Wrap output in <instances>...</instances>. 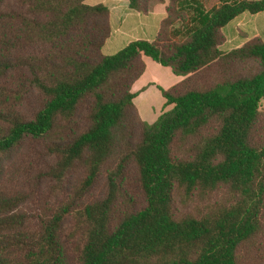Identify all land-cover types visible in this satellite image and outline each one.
I'll use <instances>...</instances> for the list:
<instances>
[{"label": "trees", "instance_id": "1", "mask_svg": "<svg viewBox=\"0 0 264 264\" xmlns=\"http://www.w3.org/2000/svg\"><path fill=\"white\" fill-rule=\"evenodd\" d=\"M85 1L0 0V179L41 140L62 196L27 217L0 189V264H264V41L224 35L264 0H167L152 40L111 55L110 11ZM143 57L184 78L151 124L131 91Z\"/></svg>", "mask_w": 264, "mask_h": 264}, {"label": "crops", "instance_id": "2", "mask_svg": "<svg viewBox=\"0 0 264 264\" xmlns=\"http://www.w3.org/2000/svg\"><path fill=\"white\" fill-rule=\"evenodd\" d=\"M98 4L105 5L110 11V24L112 31L110 37L103 46V53L111 55L122 49L130 41L138 39L152 40L159 29L161 21L166 16L165 8L167 0H164L163 3L153 4L151 9L145 14L130 10L128 7V0H96L93 5ZM263 15L264 12L254 16H243L230 23L226 27L224 33L226 40L229 41L227 45L240 40V37L245 40L251 37H259L264 41L262 37L257 36V33H255L256 29H254L253 32L252 27V23H255L254 18L260 24V20L258 21L257 19H260ZM243 22L247 23L248 30H250L252 35L242 34L241 32H238L240 30H236ZM143 62L145 64V70L133 83L131 91L135 94V98L139 92L155 91L160 95V98L157 100V104L159 105L157 112H155L153 108H150V111H148L146 109L148 107L147 103L146 105L141 106L140 110L133 101L140 118L146 123L151 124L162 112L170 107H165V100L162 97L161 92L157 90L156 86H160L163 90H169L184 78L182 76H175L170 68L163 67L152 61L150 58L143 57ZM143 110H146L147 112L142 113Z\"/></svg>", "mask_w": 264, "mask_h": 264}, {"label": "rangeland", "instance_id": "3", "mask_svg": "<svg viewBox=\"0 0 264 264\" xmlns=\"http://www.w3.org/2000/svg\"><path fill=\"white\" fill-rule=\"evenodd\" d=\"M8 1L11 5H15L16 0ZM85 2L89 5H93L96 0H86ZM215 3V0H210L207 4V8L214 5ZM257 20H260V24L254 18L255 23H252L253 32L254 29H256L255 33H257V36H260L264 39V15ZM236 30H240L238 32H241L242 34L252 35L250 30H248L247 23L245 22H243ZM227 43H229L228 40L225 41V44ZM156 88L159 90L161 87L156 86ZM158 98H160V95H158L155 91L142 93L139 92L134 100V103L139 107L140 110L141 106L146 105L147 103L148 107L146 109L148 111H150V108H153V110L157 112L159 109V105L157 104ZM259 110L261 116L264 119V98L260 102ZM146 112V110L142 111V113ZM52 162V155L48 153L45 143H43L41 140H25L20 144V146H18V148L9 154L3 169L4 172L0 179V189L6 191L8 195H16L17 193H21L23 201L18 205L17 208L14 209V212H22L27 217H34L40 212V210L45 211L46 209L51 208V206L56 204V202L62 198L60 193L53 190L51 187L52 183L39 177L40 173L42 174L46 170L47 166H49ZM22 171H28L29 175L23 178ZM78 177L79 176L77 172H73L68 175L63 185V197L73 189ZM99 191L100 186L95 188L92 194L96 195L99 193ZM177 207L180 209V211L187 210L186 207H181V204H177ZM192 208L193 206H191L189 209Z\"/></svg>", "mask_w": 264, "mask_h": 264}]
</instances>
